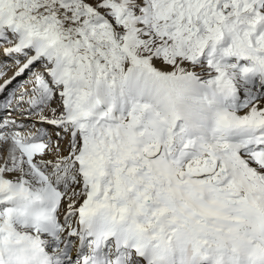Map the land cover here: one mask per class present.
I'll use <instances>...</instances> for the list:
<instances>
[{
  "label": "snow or ice",
  "instance_id": "snow-or-ice-1",
  "mask_svg": "<svg viewBox=\"0 0 264 264\" xmlns=\"http://www.w3.org/2000/svg\"><path fill=\"white\" fill-rule=\"evenodd\" d=\"M0 81V264H264V0H0Z\"/></svg>",
  "mask_w": 264,
  "mask_h": 264
},
{
  "label": "bare ground",
  "instance_id": "bare-ground-1",
  "mask_svg": "<svg viewBox=\"0 0 264 264\" xmlns=\"http://www.w3.org/2000/svg\"><path fill=\"white\" fill-rule=\"evenodd\" d=\"M9 72H12V69H10V70L8 71V73H9ZM0 82H2V81H0Z\"/></svg>",
  "mask_w": 264,
  "mask_h": 264
}]
</instances>
